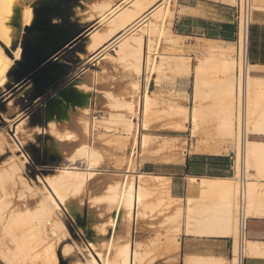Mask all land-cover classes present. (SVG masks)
<instances>
[{
  "label": "bare ground",
  "instance_id": "obj_1",
  "mask_svg": "<svg viewBox=\"0 0 264 264\" xmlns=\"http://www.w3.org/2000/svg\"><path fill=\"white\" fill-rule=\"evenodd\" d=\"M234 1L236 0H231L232 3ZM260 1L250 0L251 10L260 9ZM33 2L34 0H0V90L7 86L9 72L15 82L24 75L19 64L22 61L21 52L25 44H35L36 52L41 57H45L71 37L69 28L55 24L49 15L50 8L47 5L33 7ZM171 2L170 0H130L125 6L120 3L121 8L118 4L110 6L109 3L91 7L93 10H98L97 23L100 25L105 23V27L103 26L102 31L92 32L86 39L84 38V53H77L78 57L89 56V60L96 59L102 56L101 53L104 50L115 44L114 49L112 48L114 55H104L100 60H106L107 56L108 58L110 56L137 79L146 74L144 77L146 88L139 96L141 92L137 93L138 83L131 82L128 100L114 97L110 92H104L106 109L102 112L103 115L100 116V114L98 118L90 117L83 123V131L89 137L92 129L99 127L103 130L117 131L118 136L125 138L122 140V142L125 140L123 142L125 158L123 165L121 163L123 168L120 167L127 174L123 172L124 174L118 179L111 180L104 187L103 193L98 194L99 196L92 195L88 198L89 209L92 207L97 209L96 207L100 205L103 208L90 219L94 220V223L88 231L90 237L87 245H75L76 251L84 256V262L76 261V264L153 262L155 257L151 255L153 251L149 245H146L145 241L143 243V240L128 241L127 232H122V229L129 222L152 219L158 214H163L164 209L160 206L170 205V203L177 206L172 214L166 215V221L170 224L176 223L172 230L169 229L172 232H168L176 235L172 239L177 245L180 244V236L183 233L219 235L231 240L232 259L227 261L228 263L221 258L185 256L184 264H241L243 257H254L259 254L264 256V243L250 241L246 235L239 239L237 227L240 196L237 177L241 169L244 170L246 177L242 193L243 216L246 219H264V142L249 139L250 134H264V96L262 95L264 80L250 76V66L242 88L240 82L237 88L235 76L238 65L237 45L242 46L244 37V18L240 13L236 41L215 42L216 44L209 45L199 58L196 57V64L192 66L191 59L185 56L186 51L176 46L181 39L173 35L170 28L174 14L169 11ZM239 3L242 6V0H237V5ZM91 15L86 17L90 19ZM38 19L42 20L43 28L34 38L31 35V25ZM131 30L135 31L126 36ZM21 32L23 33L21 41L16 46L14 45L16 37ZM107 40H110L109 43L102 46ZM164 43L168 44L170 49H165ZM13 64L14 67L11 68ZM54 69L56 68H47L35 79L28 77L35 84L36 96L45 94V88L53 83L56 77L53 74ZM62 71L63 67L59 66L58 73ZM183 77L193 78L191 106L177 104L173 100L166 99L167 97L158 99L156 95L154 98L152 95L155 94L151 92L152 97L150 96L148 86L152 82H157L156 79L159 81L174 79L173 82H176L175 79ZM14 85L15 83L12 82L10 88ZM67 91L66 89L59 93L62 99L71 100L76 106L83 105L85 93L74 92L75 90H73L74 93ZM180 91L174 90V95L180 96ZM50 101L51 99L46 104ZM87 112L86 109L85 113ZM19 116L20 114L16 113L13 119L4 117L5 122L12 128L15 138L18 134L24 135V132L20 133L24 130L22 129L24 119H18ZM185 124L190 125L192 133L202 128H212L217 141H207L202 145L201 151L217 156H221L224 151L228 155L232 153L234 175L223 179L189 178L191 183L198 182L201 193L199 199H195L193 204L189 203L192 201L189 200L187 208L183 210L182 200L172 198L169 189L166 192L162 191L163 195L155 200L153 186L155 182L164 180L166 177L146 173L134 176L133 173H135L139 156L148 153L149 146L158 141L156 139H160L159 136H152L149 133L153 127L156 126L163 132H178L186 128ZM52 130L51 132L59 142L74 143L76 140L74 133H59ZM6 132L0 131V147L10 145L14 151L18 150L19 145ZM169 142L162 138L160 142L162 150L172 148ZM159 149L158 146L156 153ZM170 157L164 160L169 162ZM26 162V155H14L8 167L0 168V262L2 264H39L40 261L41 263L45 261V264H56L57 246L69 235L63 221V211L67 210V204L76 203L80 208L78 212L81 213L82 206L79 204L81 195L84 194L87 182L93 179L96 170L100 168L102 158L89 143L80 144L54 173L45 175L43 180L37 177L31 182L22 174ZM15 184L24 185L30 195L38 196L34 208L18 207L12 203L10 189ZM157 186L159 188V185ZM21 194L17 195L25 198V195ZM125 222L128 223L124 226ZM70 250L71 248L68 247L66 252ZM90 250L94 252V255L90 253Z\"/></svg>",
  "mask_w": 264,
  "mask_h": 264
},
{
  "label": "rangeland",
  "instance_id": "obj_2",
  "mask_svg": "<svg viewBox=\"0 0 264 264\" xmlns=\"http://www.w3.org/2000/svg\"><path fill=\"white\" fill-rule=\"evenodd\" d=\"M121 1L122 0H34V2L32 3L33 7L47 5L50 8L49 15L55 22V24L62 25L64 26V28H69L71 37L75 38L72 41L68 42V44H66L65 46L59 48L52 55V61L50 65L51 67L56 68L53 71V74L56 75V77L53 83L49 87L45 88V94L36 96L35 84L32 80H18L17 82H15L10 72L8 73L7 77V86L4 89L0 90V131H7L6 133L9 136L13 137V141L17 143V145H19L18 150L15 151L10 145H3L2 148L0 147L1 169H5V167H8L14 155L19 156L20 154H24L27 157V162L24 164L22 174H24L25 178L30 182L32 180L35 181L37 177L43 180L45 175L54 173L60 165L65 163L66 158L71 153H73L80 144L83 143H89L92 148L101 155L102 158V164L100 168L96 170L97 172L93 179H91L90 182H87L85 190L83 191L84 194L81 195V201L79 202V204H81L82 206L81 213L79 214L78 209L80 208L77 207L76 203L67 204V210L63 211L62 217L65 226L68 229L69 235L57 246L58 257L56 264H76V261L84 262V256L82 255V253L76 251L75 245H87L88 238L90 237L88 231L93 225L92 223H94V220L90 219L96 216L95 213H98L99 210L101 211L103 208L102 205H100V207H96L98 211L97 209H94L95 207L89 209L87 207L88 198H90L92 195L99 196L103 193L104 187L109 182H111V180L113 181L116 178L118 179V177L120 175H123L124 173L127 174L122 169V165L124 162L123 159L125 158V150L123 149V142L125 140L123 142L122 140L125 138L118 136L117 134L119 132L117 131L103 130L99 127L92 129L93 131L91 132V135L89 137L83 131V123L90 117L98 118L103 115L102 112L104 111V109H106V99L104 97V92H110L114 97L128 100L129 93L131 92L130 83L137 82L139 85L137 93L141 92L140 94H138L139 96L143 94L146 88V82L144 78L146 77V74L141 75L137 79L130 72L126 71V69H123V66L114 61L110 56L109 58L112 59V61H110L108 56L106 60H100L104 55H114L113 49L116 46L115 44H112L109 48L104 50L101 53L102 56L97 58L96 60L90 61L89 56L79 58L77 55V53H84L83 45L87 37V33L95 28L97 30H101L105 27V23L101 25H93L98 15V10H93V8H91L92 5L109 3L110 6H115L118 4L120 5L119 8H121L122 6L127 5L130 0L125 3L123 2L124 4ZM120 3H122V6ZM233 4L237 7V0L234 1ZM86 9L87 11H85ZM252 11H254V9H252ZM89 14L93 15H91L90 19L88 18ZM149 18L150 17H148V19ZM87 19H89V21ZM134 31H129L126 36L131 35ZM22 34L23 33L21 32L17 35L18 37H16L14 45H19ZM39 34V30L33 29L31 32V35L34 38H36ZM163 45L165 46V49H170L168 44L164 43ZM77 60H79L80 62L76 63ZM190 64L192 65V62H190ZM59 66L63 67V71L61 73H58ZM12 67H14V64L11 66V68ZM169 76L171 77V75ZM173 80L159 81L158 79H156L155 81L157 82L150 83V85L148 86L150 96L152 94H155L152 96L155 98V96L157 95L158 99L167 97L166 99L173 100L177 104L184 105L179 102L174 95L175 93L173 85H175V82H173ZM12 82H14L15 85L10 88ZM160 84H163L164 86L162 85V87ZM85 87H89V89H85ZM67 88L76 89L81 93H85L86 96L83 105L76 106L74 104L75 107L73 108V111L66 112V110H64L63 114L54 111V108L52 107L53 105H49V111L53 116L47 118V101L50 100L54 95L62 93ZM188 99L189 98L186 99V103L192 102L191 99ZM186 105L190 106V104ZM86 109L89 113H85ZM16 113L20 114L18 119H24L22 127V129L24 130L20 131V133L24 132V135L18 134L19 138L16 137L17 139L14 137L12 128L8 126V124L4 120V117L13 119ZM189 126V124H185L186 128H183V130L178 132H163L158 130L156 126L153 127V129L149 133L152 136H159L160 139H156L158 141L152 143L149 146L148 153L146 152V154L139 156L137 167L133 175L138 176V174L146 173L150 175L152 174L161 176V174L163 173L170 175V177H181L180 175H182L185 171L187 162L192 158V155L197 152H202L201 147L207 141H217L216 136L214 137L211 127H209L210 129L202 128L193 131L192 133L191 127ZM52 129L59 133H74L73 135L76 138L75 142L69 143L57 141L53 135V132H51ZM111 134L117 136L115 137ZM161 137L165 138L166 142L170 141L169 143L172 145V148H163V151L162 147H160L162 146L160 145V142L162 141ZM249 138L264 141V137L262 136H249ZM158 146L160 148V151L157 150L158 152L156 153V149H158ZM229 149L232 148L229 147ZM222 155H225L226 160L229 159L230 154L228 155L227 153H225V151L222 152ZM170 156H172L174 159H172ZM167 157L171 158H169L170 160L168 159L169 162L167 160H164ZM174 160L177 162H175ZM180 161L182 162V164ZM128 174L130 175V173ZM233 174L234 172L232 169L231 176H233ZM168 181L169 180L166 178L164 180H159V182H155L156 184H154L155 186H153L156 193H154L155 200L158 198V196L163 195L161 193L166 192L169 189L167 187H169L170 181ZM157 185H159V188ZM13 187L12 189H10V191H12V194L10 196L12 203L14 205H18V207L27 206L29 208H34L38 196L36 194H33V196L30 195L29 191L25 188L24 185L15 184V186ZM163 188L167 189L163 190ZM17 194L19 196L20 194L25 195V198L24 196H21L20 198ZM162 205L160 206V208L164 209L163 214H158V216L156 215L157 217L155 216L152 219L138 220L134 221L133 223L127 222L128 224L125 222L124 226L127 224L129 227L126 225L125 228L122 229V232H127L126 239H128V241L131 242L143 240L142 242H146L145 244L149 245L150 249L153 251L151 255L155 257L154 261L151 263L144 262L143 264H182L180 245H177L174 239L169 240L167 238L169 236L168 234L172 232V227L175 226L176 223L170 224V222L166 221V217L173 213L172 211H174L177 204L170 203L171 206L166 204L164 207H162ZM166 231H169L170 233L168 232L167 234ZM227 240L230 241V239ZM168 242L170 243L169 245H167ZM68 247H70L71 250L66 252V249ZM90 253L94 255V252L92 250H90ZM254 257L264 256L259 254ZM226 260L229 261L228 259ZM0 264L2 263L0 262ZM39 264H45V261L43 263H41L40 261Z\"/></svg>",
  "mask_w": 264,
  "mask_h": 264
},
{
  "label": "crops",
  "instance_id": "obj_3",
  "mask_svg": "<svg viewBox=\"0 0 264 264\" xmlns=\"http://www.w3.org/2000/svg\"><path fill=\"white\" fill-rule=\"evenodd\" d=\"M171 1L172 0H170V2ZM174 1H172L174 5L172 2L169 4V11L174 13H172L173 19H171L172 24L170 28L172 33H174L173 35H177V37L179 36L178 38L181 39L179 40L180 46L178 45V48H181L184 52L186 51L185 56L191 59L192 66L196 64V57L198 56L197 58H199V55L204 53L209 48V45L216 44L217 42L221 43L222 41L224 43L234 42L236 5L234 6L231 0ZM259 4L260 9L254 10L252 13L251 25L249 27L248 53L250 76L264 80V0H261ZM93 25H100L97 23V18ZM102 30L103 29L97 30L95 28L89 31L87 35ZM109 41L110 40H107L102 46L108 44ZM79 62L80 61L77 60L76 63ZM192 80V77L175 79L176 86H174V90H183L180 91V96H176V99L182 104H190V106L193 103H186L185 99L188 97L191 99L192 97ZM76 89L67 88V92L74 93L77 91ZM73 90L75 91L73 92ZM262 95L264 96V93ZM49 105H53L54 111L60 114H63L64 110H66V112L73 111L75 107L74 103L70 100L65 101L59 94H56L46 105L47 118L53 116L49 111ZM250 136L264 137V134H250ZM250 140L264 142L256 139ZM230 164L231 161L229 159L226 160L225 155L217 156L200 152L193 154L192 158L188 160L187 167L183 174L180 175L181 177H170V175L163 173L160 177L169 179L170 196L174 199H181L182 208L185 210L188 206V201L192 200L189 203L193 204L195 199H199L201 193L198 182H193L195 183L193 184L189 181V178H230L232 177ZM245 235L250 241L264 243V219H247ZM174 237H176V235L169 234L167 238L170 240ZM227 239L228 238L219 235L181 234L179 245L181 247L182 264H184L183 261L185 256L212 257L215 259L221 258L226 262V259L230 261L232 259L231 240L229 241ZM169 244L168 242L167 245ZM241 264H264V257H243L241 259Z\"/></svg>",
  "mask_w": 264,
  "mask_h": 264
},
{
  "label": "built area",
  "instance_id": "obj_4",
  "mask_svg": "<svg viewBox=\"0 0 264 264\" xmlns=\"http://www.w3.org/2000/svg\"><path fill=\"white\" fill-rule=\"evenodd\" d=\"M250 0H242V6H240V3L236 7L235 12V32H234V41H236V34L238 32V17L240 16V13H242L243 20H244V37L242 38V46L239 47L237 45V69H236V80H237V88H238V82H240V87L243 86L244 78H246V75L248 74V68H249V27L251 25V18H252V10L250 8ZM242 95V92H241ZM243 96V95H242ZM230 161L232 162V153L229 156ZM230 169L232 170V164H230ZM246 182V177L244 170L241 169L238 177H237V184H238V190H239V200H238V214H237V227H238V234L239 239L242 238V236L246 233V227H247V219L243 216L242 212V193L244 190V185Z\"/></svg>",
  "mask_w": 264,
  "mask_h": 264
},
{
  "label": "water",
  "instance_id": "obj_5",
  "mask_svg": "<svg viewBox=\"0 0 264 264\" xmlns=\"http://www.w3.org/2000/svg\"><path fill=\"white\" fill-rule=\"evenodd\" d=\"M32 30H39L41 32L43 28V22L41 19H38L32 23ZM75 37H70L66 40L61 46L53 50L50 54L45 57H41L36 52L35 44H25L22 48L21 58L22 61L19 64L20 69L24 72L23 76H20L18 80L27 81L29 78L35 79L40 73L45 71L47 68L51 67L52 55L62 46L68 44V42L72 41ZM36 42V41H35ZM7 53L10 55V52L7 50ZM29 77V78H28ZM17 80V81H18ZM42 95V94H40ZM232 164V162H231Z\"/></svg>",
  "mask_w": 264,
  "mask_h": 264
},
{
  "label": "trees",
  "instance_id": "obj_6",
  "mask_svg": "<svg viewBox=\"0 0 264 264\" xmlns=\"http://www.w3.org/2000/svg\"><path fill=\"white\" fill-rule=\"evenodd\" d=\"M186 167H187V165H186Z\"/></svg>",
  "mask_w": 264,
  "mask_h": 264
}]
</instances>
